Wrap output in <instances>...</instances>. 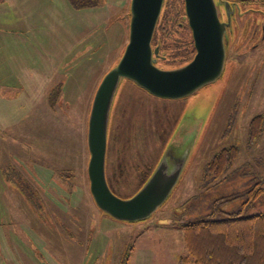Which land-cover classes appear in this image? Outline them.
<instances>
[{
    "label": "rangeland",
    "instance_id": "374dc122",
    "mask_svg": "<svg viewBox=\"0 0 264 264\" xmlns=\"http://www.w3.org/2000/svg\"><path fill=\"white\" fill-rule=\"evenodd\" d=\"M129 3L75 8L69 0H0V264H178L186 255L181 221L234 194L240 196L221 208L238 210L241 194L257 182L264 192V125L248 143L250 119L264 118V38L251 35L264 27V0H250L252 10L237 27L242 44L228 47L231 19L226 61L214 82L177 99L152 96L127 80L119 85L107 137L108 185L130 197L171 146L187 158L169 197L133 222L93 203L87 119L98 83L127 42L129 17L112 18ZM183 13V0H169L155 37L165 52L160 68L193 56ZM232 145L238 155L222 181L203 178L211 157ZM62 171L84 183L69 186ZM246 211H264V195Z\"/></svg>",
    "mask_w": 264,
    "mask_h": 264
},
{
    "label": "water",
    "instance_id": "95a60500",
    "mask_svg": "<svg viewBox=\"0 0 264 264\" xmlns=\"http://www.w3.org/2000/svg\"><path fill=\"white\" fill-rule=\"evenodd\" d=\"M219 1L183 0L194 54L186 63L164 69L156 64L159 46L151 43L164 0H130L127 42L117 63L103 75L94 91L86 132L90 195L103 213L116 220L133 222L149 217L169 197L187 158L184 150L175 153L169 146L133 195L121 198L110 189L105 172L107 137L119 85L122 80H130L152 96L177 99L219 78L226 61V32L231 28L228 3H224L226 18H222Z\"/></svg>",
    "mask_w": 264,
    "mask_h": 264
},
{
    "label": "trees",
    "instance_id": "16d2710c",
    "mask_svg": "<svg viewBox=\"0 0 264 264\" xmlns=\"http://www.w3.org/2000/svg\"><path fill=\"white\" fill-rule=\"evenodd\" d=\"M69 1L75 8H84L99 6L100 4H104L106 0ZM168 2L169 0H164L162 12L151 42L153 47L159 46V57L157 58L158 61H162V59H164L161 56L165 57V52H163V49H161L160 40L157 39V41L155 42V37L159 26H161V22L165 15V10L167 8ZM127 6L128 5L123 7L119 12H116V15L114 14L112 19L118 20L125 18V20H127V18L129 17V9H127ZM181 21L187 23L184 13L181 16ZM122 81L126 82V80ZM114 105L115 100L113 101L110 111L108 132H110V123L113 117ZM263 120L264 118L262 115H255L250 119L248 125L249 144H253L261 134L264 125ZM237 155L238 148L235 145L221 148L207 162L206 166L204 167L202 177L205 178L207 176H210L212 179L221 182L222 175L232 167L234 161L237 158ZM70 172L72 173V170ZM58 175L62 176L63 180L66 179L69 186H72L75 182L84 183L83 181H80L81 177L77 176V174L75 173L70 174L62 171L59 172ZM149 175L147 176V178L149 177ZM147 178L145 179V181L147 180ZM87 192L90 195L89 187ZM263 193V188L260 186L259 182H257L255 185H253V187L248 188L243 194H241L246 197V200L239 206L238 210L226 211L221 208V204L223 202L233 200L237 196H240L234 194L228 199H217L213 203L211 210H209L208 206V213L190 220L181 221L180 224L182 230V242L186 255H180L177 259V263L264 264V211L252 214L247 213L246 211L248 203L257 200L262 195H264ZM125 261L121 262V264H125Z\"/></svg>",
    "mask_w": 264,
    "mask_h": 264
},
{
    "label": "flooded vegetation",
    "instance_id": "af4514ba",
    "mask_svg": "<svg viewBox=\"0 0 264 264\" xmlns=\"http://www.w3.org/2000/svg\"><path fill=\"white\" fill-rule=\"evenodd\" d=\"M217 1H219V0H217ZM219 2L220 3L218 4V7H219V10H220V12L222 14L221 17L224 18V16H225V18H226V13H225V10H224V3L226 2V3H228V9L230 11L231 19H233V21L235 23V26H233V28H232V25H231V28H232L231 34H233L232 39H229V41H228V38H226V40L228 41V47H229V49L233 45H237V46L240 47V45L242 44V38L243 37L239 35V28H237V27L239 26L240 20L241 19L243 20L245 14H247L248 11L252 10V9L247 7V3H249L250 0H221ZM231 24H232V22H231ZM229 28L230 27H228V29ZM258 31H259V36L257 38L261 40V39L264 38V27L253 29V31L251 33H253V32L254 33L251 34V35L252 36H257V32ZM227 41H226V43H227ZM228 56H230L229 53H228ZM161 57L165 58L164 56H161ZM227 59H229V57Z\"/></svg>",
    "mask_w": 264,
    "mask_h": 264
},
{
    "label": "crops",
    "instance_id": "0c3cea01",
    "mask_svg": "<svg viewBox=\"0 0 264 264\" xmlns=\"http://www.w3.org/2000/svg\"><path fill=\"white\" fill-rule=\"evenodd\" d=\"M69 248L67 247V245H66V251L68 250Z\"/></svg>",
    "mask_w": 264,
    "mask_h": 264
}]
</instances>
